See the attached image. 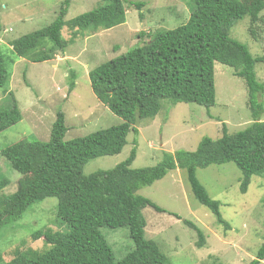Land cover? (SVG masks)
I'll list each match as a JSON object with an SVG mask.
<instances>
[{"label": "trees", "instance_id": "1", "mask_svg": "<svg viewBox=\"0 0 264 264\" xmlns=\"http://www.w3.org/2000/svg\"><path fill=\"white\" fill-rule=\"evenodd\" d=\"M195 8L189 20L171 30L155 33L142 46L105 62L89 73L91 87L109 110L123 120L119 125L99 130L85 137L65 141V115L58 112L49 141L27 137L1 151L12 171L22 177L12 194H0V231L19 222L36 203L57 199V218L65 230H39L32 239H44L49 248L16 251L7 264H167L168 257L158 244L146 237L147 221L143 211L151 207L167 211L138 192L165 178L171 171H187L195 198L207 207L217 222L231 229L221 215V203L210 197L197 177L198 169L211 165L235 163L243 174L240 191L246 194L252 178L264 173V84L257 78L256 65L264 57H255L248 47L231 37L232 28L245 17L253 26L264 11V0H192ZM72 0H65L56 19L48 26L12 42L17 58L41 63L64 53L69 42L63 37L65 27L73 31L110 30L126 22L125 0H101L98 7L69 21L66 16ZM143 18L144 2L129 1ZM142 35V34H141ZM77 34L75 33V37ZM143 36V35H142ZM234 69L249 91L253 123L242 131L229 133L225 123L220 139L204 138L196 151L166 154L154 167L134 169L138 141L130 157L111 170L84 174L92 160L119 155L128 144V136L140 120L155 119L165 102L194 103L210 110L216 105L215 64ZM8 68L0 42V88L9 85ZM75 83H71L72 92ZM12 96V93H11ZM23 119L17 99L8 109L0 108V133ZM0 177V193L10 185ZM181 219L177 214H171ZM185 225L198 235L197 246L205 245V234L195 223ZM102 228H128L135 248L117 260ZM1 261V259H0ZM264 261V243L250 264Z\"/></svg>", "mask_w": 264, "mask_h": 264}, {"label": "rangeland", "instance_id": "2", "mask_svg": "<svg viewBox=\"0 0 264 264\" xmlns=\"http://www.w3.org/2000/svg\"><path fill=\"white\" fill-rule=\"evenodd\" d=\"M64 1L0 0V42L12 71L7 88H0V108L8 109L15 97L23 115L20 123L0 133V177L11 181L0 194L16 192L22 177L12 171L1 155L3 148L25 137L49 141L58 112L65 115L68 129L65 141L121 124L123 120L94 94L90 71L144 45L159 31L185 24L195 8L192 0H125L124 24L97 32L65 27L62 34L69 45L52 61L35 63L28 58H17L12 42L51 24ZM129 1L145 3L142 19ZM100 3L101 0H72L66 20L93 10ZM260 16L253 26L255 37L251 34L249 17L231 30V37L246 45L255 57H264V11ZM255 70L258 80L264 84V63L257 64ZM73 82L75 88L70 92ZM215 86L216 105L210 110L194 103L165 102L155 119L140 120L136 126L139 135L131 132L128 144L119 155L90 161L84 167V174L111 170L126 161L136 147L135 139L137 157L132 168L140 169L158 165L166 154L194 152L204 138L220 139L223 123L231 134L253 123L248 87L234 75L232 67L215 64ZM259 101L264 106V95ZM261 120L264 121V111ZM197 177L210 197L221 203V215L231 229L219 224L212 212L195 198L187 171L177 169L138 192L167 211L159 213L151 207L143 211L147 239L158 244L169 259L167 264H250L264 243V173L253 176L246 194L240 191L243 174L233 162L198 169ZM171 214H177L182 220ZM184 220L202 229L203 248L197 246L198 235ZM39 230H65L57 218V199L36 203L19 222L0 231V264L10 262L17 250L46 251L49 246L44 239H32L33 233ZM101 232L117 260L134 250L128 228H102Z\"/></svg>", "mask_w": 264, "mask_h": 264}]
</instances>
